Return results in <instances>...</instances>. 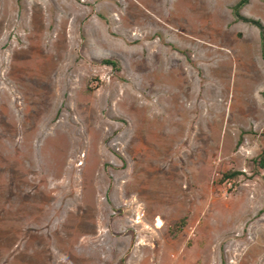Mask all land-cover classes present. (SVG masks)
<instances>
[{
  "label": "rangeland",
  "instance_id": "374dc122",
  "mask_svg": "<svg viewBox=\"0 0 264 264\" xmlns=\"http://www.w3.org/2000/svg\"><path fill=\"white\" fill-rule=\"evenodd\" d=\"M238 2L0 0V264H264ZM238 15L264 28V1Z\"/></svg>",
  "mask_w": 264,
  "mask_h": 264
},
{
  "label": "trees",
  "instance_id": "16d2710c",
  "mask_svg": "<svg viewBox=\"0 0 264 264\" xmlns=\"http://www.w3.org/2000/svg\"><path fill=\"white\" fill-rule=\"evenodd\" d=\"M249 1L250 0H239V2L233 7V12L236 15L238 20L244 23H250L251 25H254L255 27L259 29L260 40H261L262 46L264 47V28L263 26L257 21L248 20L244 17H241V16L239 17L238 15V11L242 9L243 7H245L246 5H248ZM260 1H264V0H260ZM105 63L109 65H113V63L110 61H105ZM259 159H260L259 165L261 166V168H264V150L262 151ZM236 175H237L236 173H231V174L225 175V178L235 177Z\"/></svg>",
  "mask_w": 264,
  "mask_h": 264
},
{
  "label": "built area",
  "instance_id": "2783aa9c",
  "mask_svg": "<svg viewBox=\"0 0 264 264\" xmlns=\"http://www.w3.org/2000/svg\"><path fill=\"white\" fill-rule=\"evenodd\" d=\"M163 226H164V222H163V220H161V219H156V220L154 221V223H153V228H154L155 230H159V229H161Z\"/></svg>",
  "mask_w": 264,
  "mask_h": 264
},
{
  "label": "crops",
  "instance_id": "0c3cea01",
  "mask_svg": "<svg viewBox=\"0 0 264 264\" xmlns=\"http://www.w3.org/2000/svg\"><path fill=\"white\" fill-rule=\"evenodd\" d=\"M162 220V219H161ZM145 225V224H144Z\"/></svg>",
  "mask_w": 264,
  "mask_h": 264
}]
</instances>
